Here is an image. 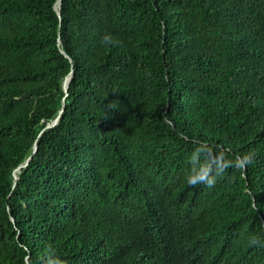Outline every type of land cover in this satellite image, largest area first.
Returning a JSON list of instances; mask_svg holds the SVG:
<instances>
[{
  "label": "trees",
  "instance_id": "16d2710c",
  "mask_svg": "<svg viewBox=\"0 0 264 264\" xmlns=\"http://www.w3.org/2000/svg\"><path fill=\"white\" fill-rule=\"evenodd\" d=\"M197 142L255 161L192 187ZM252 236L264 0H0V264H264Z\"/></svg>",
  "mask_w": 264,
  "mask_h": 264
},
{
  "label": "clouds",
  "instance_id": "9594fccd",
  "mask_svg": "<svg viewBox=\"0 0 264 264\" xmlns=\"http://www.w3.org/2000/svg\"><path fill=\"white\" fill-rule=\"evenodd\" d=\"M100 42L103 45L118 43L109 33H105ZM254 161L255 152L252 150L229 159L225 150L213 148L204 142H197L189 155V169L185 180L192 187L203 184L211 188L216 184L217 177L223 175L226 170L230 168L243 170L252 165ZM248 243L250 246H264V241L256 236L250 237ZM44 264H65V262L57 256L55 249L48 245L44 251Z\"/></svg>",
  "mask_w": 264,
  "mask_h": 264
},
{
  "label": "water",
  "instance_id": "95a60500",
  "mask_svg": "<svg viewBox=\"0 0 264 264\" xmlns=\"http://www.w3.org/2000/svg\"><path fill=\"white\" fill-rule=\"evenodd\" d=\"M58 13H59V11H58ZM59 14H60V13H59ZM71 75H72V73H70V74L65 78V80H64V82H63V89H64V91L66 92V94H67V90H68V86H69V80H70V78H71ZM62 111H63V107L60 109V112H62ZM59 118H60V113H59V114H58V115H57V116H56L51 122H49V123L46 125L45 128H49V127H52V126L56 125L57 122L59 121ZM45 128H44V129H45ZM44 129H43V130H44ZM43 130H41L40 133H42ZM36 150H37V142H35L34 145H33L32 154H33ZM32 154L29 155V156L27 157V159H26L24 162H22L21 164H19V165L15 168V170H14V179H15V180H16L17 177H18L17 172L20 171L21 167L26 166V165L29 163V160H30V158L32 157Z\"/></svg>",
  "mask_w": 264,
  "mask_h": 264
},
{
  "label": "bare ground",
  "instance_id": "6f19581e",
  "mask_svg": "<svg viewBox=\"0 0 264 264\" xmlns=\"http://www.w3.org/2000/svg\"><path fill=\"white\" fill-rule=\"evenodd\" d=\"M63 53H64L65 55H67V54H66L64 51H63ZM70 73H72V74H73V72H72V71H71ZM70 73H69V74H70ZM69 74H68V75H69ZM68 75H67V76H68ZM67 76H66V77H67ZM66 77H65V78H66ZM71 77H72V75H71ZM64 80H65V79H64ZM64 80H63V82H64ZM70 80H71V78H70ZM70 80H69V82H70ZM68 87H69V86H68Z\"/></svg>",
  "mask_w": 264,
  "mask_h": 264
}]
</instances>
